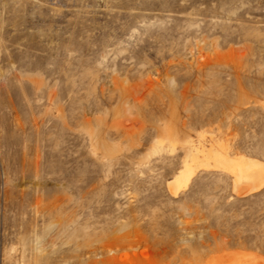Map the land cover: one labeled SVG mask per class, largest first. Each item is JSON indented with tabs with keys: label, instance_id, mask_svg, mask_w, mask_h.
Segmentation results:
<instances>
[{
	"label": "rangeland",
	"instance_id": "374dc122",
	"mask_svg": "<svg viewBox=\"0 0 264 264\" xmlns=\"http://www.w3.org/2000/svg\"><path fill=\"white\" fill-rule=\"evenodd\" d=\"M211 140L264 161V0H0V264L264 256V187L167 189Z\"/></svg>",
	"mask_w": 264,
	"mask_h": 264
},
{
	"label": "bare ground",
	"instance_id": "6f19581e",
	"mask_svg": "<svg viewBox=\"0 0 264 264\" xmlns=\"http://www.w3.org/2000/svg\"><path fill=\"white\" fill-rule=\"evenodd\" d=\"M200 171H219L230 176L231 192L247 196L264 187V161L231 153L221 141H210L208 146H189L181 169L166 183L168 191L176 196L185 189ZM215 264H264V256L254 251L222 250L209 258Z\"/></svg>",
	"mask_w": 264,
	"mask_h": 264
}]
</instances>
